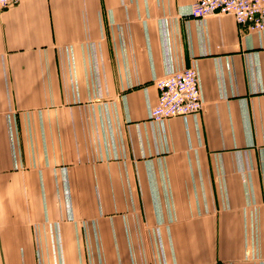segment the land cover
Instances as JSON below:
<instances>
[{
    "label": "crops",
    "instance_id": "obj_1",
    "mask_svg": "<svg viewBox=\"0 0 264 264\" xmlns=\"http://www.w3.org/2000/svg\"><path fill=\"white\" fill-rule=\"evenodd\" d=\"M192 5L0 11V264H264V32ZM194 61L166 142L155 81Z\"/></svg>",
    "mask_w": 264,
    "mask_h": 264
},
{
    "label": "built area",
    "instance_id": "obj_2",
    "mask_svg": "<svg viewBox=\"0 0 264 264\" xmlns=\"http://www.w3.org/2000/svg\"><path fill=\"white\" fill-rule=\"evenodd\" d=\"M20 0H0V11ZM233 15L240 25L252 31L264 32V0H193L192 17L203 22L214 14ZM158 101L152 108V119L160 122L163 135L168 141L166 121L173 116L185 118L202 111L205 99L201 71L197 62L164 74L156 79ZM11 147L17 161V136L11 112L7 113Z\"/></svg>",
    "mask_w": 264,
    "mask_h": 264
}]
</instances>
